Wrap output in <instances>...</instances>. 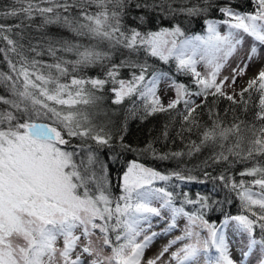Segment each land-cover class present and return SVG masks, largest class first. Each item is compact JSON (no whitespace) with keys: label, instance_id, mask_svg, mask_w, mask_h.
I'll use <instances>...</instances> for the list:
<instances>
[{"label":"snow or ice","instance_id":"6c2138e0","mask_svg":"<svg viewBox=\"0 0 264 264\" xmlns=\"http://www.w3.org/2000/svg\"><path fill=\"white\" fill-rule=\"evenodd\" d=\"M173 3L14 0L12 6L0 10V20L18 21L0 23V54L8 66L7 72L0 71V87L6 93L0 94V105L5 106L0 108V264H264V191L254 193L225 172L212 176L205 171V179L199 180L180 171L163 174L130 161L119 177V195H113L108 163L112 157L102 160L98 149L112 150L117 160L120 154L115 152L116 147L122 151L137 149L125 142L123 126L110 121L96 124L76 108L81 104L98 106L103 97L97 93L111 79L120 86L112 89L113 104L135 97L130 115H136V101L143 105L144 118L176 110L181 118L177 135L195 130L200 136L199 143L188 145L187 153H157L151 142L140 151H150L154 159L175 158L182 163L183 156L210 148L213 164L229 166L260 157L262 160L240 175L257 177L251 183L264 190V65L240 90L239 99L235 90L228 91L235 89L237 79L246 74L254 58H262L258 47L264 51V0H252L253 12L237 11L219 0H180L179 8ZM131 7L173 19L177 14L189 20L203 18L204 34L187 35L179 21L142 32L126 23ZM212 9L225 19H209L207 13ZM37 17L40 23L33 31ZM139 20L143 22L145 17ZM219 23L227 25L228 30L221 33ZM245 37L252 41L245 58L231 68V75H223L230 60L243 49ZM121 49L130 54L143 50L165 65L174 62L175 72L190 75L197 90L174 79L172 72L157 70L147 59L142 63L131 59L115 63L113 56ZM44 56L50 59H42ZM201 63L203 73L197 70ZM106 64L110 67L105 79L75 75ZM121 67L134 70L131 80H116ZM69 76L70 81L65 79ZM89 84L95 91L86 87ZM162 84H168L174 92V98L166 104L159 94ZM253 91L259 92V98L251 121L235 115L236 108L226 109L221 116L214 107L223 98L247 113ZM245 93H249L248 99ZM194 96L202 97L201 103H196ZM209 96L214 97L211 105ZM204 108L207 122L201 121L202 111H198ZM229 112L233 113L230 123ZM73 139L80 143L74 144ZM173 179L199 183L211 180L214 187L218 181L237 192L241 207L249 215L225 213L217 226L205 215L222 202L199 194L193 200L183 193L184 199L177 206L175 193L154 186L157 181L168 183ZM185 204L198 208L189 212ZM255 206L260 211H255ZM154 218L165 221L160 232L152 230ZM180 218L186 221L181 234L146 258V250L158 237L179 228ZM229 231L240 234L243 246L238 257L233 253ZM176 245L180 246L170 251Z\"/></svg>","mask_w":264,"mask_h":264},{"label":"trees","instance_id":"16d2710c","mask_svg":"<svg viewBox=\"0 0 264 264\" xmlns=\"http://www.w3.org/2000/svg\"><path fill=\"white\" fill-rule=\"evenodd\" d=\"M137 2V0H133V3ZM151 3V0H148ZM195 2V0H192ZM220 3H229L231 4L237 11L241 12H253L255 10V6L252 3V0H219ZM14 4V0H0V10L7 9L8 7ZM180 0H174L173 7L179 8L181 7ZM140 16H144L145 20L141 22L139 20ZM207 17L209 19L217 20L218 22L223 21L225 17H223L218 10L212 9L207 13ZM176 21H179L181 25L184 27L186 34L191 36L196 34H204V24L203 18L197 17L189 20L181 14H177L173 19L172 16L167 14H159L156 12H152L146 8H136L131 7L129 13L126 17V23L129 27H137L138 30L142 32L155 31L160 28H166L172 26ZM18 21L9 20H0V23L11 24ZM40 23L39 17H37L34 25L33 31L35 30V25ZM55 31L56 29H51ZM106 48V46H103ZM123 53V54H121ZM44 60H49L50 58L47 56L42 57ZM131 59L133 61L143 62L147 59L148 63L152 65L157 70H163L165 72H172L174 74V79L183 82L190 90L196 91V86L192 81L190 75H182L177 74L175 72V64L174 62L170 65L162 64L159 60L152 58L150 56H146L143 50L138 53H129L126 49H121L117 52L116 55L113 56V61L115 63H120L121 60ZM110 67V64H106L105 66H99L92 68H87L81 70L79 73L75 75H79L84 77L85 79L91 78H106V72ZM0 71L7 72L8 66L7 63L3 60V55L0 54ZM134 70L130 67H121L118 69V75L116 76V80H131L132 72ZM135 71H138L136 69ZM66 80L70 81L71 77H66ZM246 86V85H245ZM244 86V87H245ZM86 87L92 91L91 85H86ZM119 84L112 83L111 79L109 82L105 84L104 89L101 92H98L97 95L103 97V99L99 102L98 106L92 107L89 105H77L76 108L81 109L84 113H86L91 120L96 124H103L107 122L115 123L118 126H123L125 128V142L131 144L136 151H122L119 147L115 148V152L120 154V158L115 159V155L112 150L107 148L98 149L100 153L101 159H105V156L112 157L109 159L108 163L111 165V177H112V192L113 195H119V177L122 172L126 169L128 163L130 161H137L139 163L144 164L147 167H151L163 174H168L173 171H180L185 175H193L197 177L199 180L205 179L204 172L210 173L212 176H217L221 172H225L226 175L230 176L237 184L241 181L244 182L245 188L251 189L255 193L262 192V190L258 185H253L251 181H253L257 177L252 176H241L240 172L244 171L247 167H252L256 164L258 160H262V158L257 157L255 160H248L243 163H235L232 166H229L226 163L213 164L209 157L212 154V150L210 148H203L200 152H194V154L189 157L187 155L183 156L182 163L178 162L175 158L168 160H160L154 159L151 155V152H142L141 149H144L145 146L151 142L152 147L156 150L157 153H171L175 151H182L187 153L188 145L192 141H196L199 143L200 136L194 130L192 133L184 132L181 135H177L180 132V117L176 115V110H172L171 113H157L152 116H148L144 118L143 105L140 104L139 101H136V115H130V110L134 107L133 101L135 97L125 98L124 101L119 104H113L112 99H114V93L112 91L113 88H119ZM241 90V89H240ZM239 90V92H240ZM238 92V94H239ZM0 94H6L4 92L3 87H0ZM245 99H248L249 93H245ZM239 99V95L236 97ZM259 92L253 91L251 93V99L248 100V108L249 111L247 113L239 110V106L232 105L231 102L226 99L220 98L218 103L214 106L217 108L221 114L224 115L226 109L236 108L237 115L240 119H247L251 121L253 119L252 113L257 111ZM208 104L211 105L214 97L209 96ZM202 97L200 101L196 103H201ZM5 106L0 105V108ZM180 110H183V104L179 105ZM202 115L200 117L201 121H208L207 108L202 110ZM233 119V113L229 112L227 116V120L230 123ZM167 127L168 137L165 139L163 136V132L165 131V126ZM74 144H79V140L73 139ZM88 143L92 144L93 148H96L94 142L89 141ZM219 149H217L218 151ZM205 161H208L207 166L205 165ZM176 185H179L178 187ZM216 187L213 186V182L209 180L207 183H199V182H179L173 179L172 181L165 183L161 181H157L154 186L156 187H165L168 191L176 194L175 203L177 206L180 205V202L184 199L183 193H187L188 197L195 200L197 195L209 196L214 201H220L222 203L215 204L213 206L214 210L206 211L205 218L208 219L211 223L219 224L223 220V214H228L229 216L236 215H249L242 207L241 201L237 196L236 191H230L227 188H224L223 185L216 182ZM185 209L189 212L195 211L198 208V205L185 204ZM255 211H260L258 206H255ZM254 219V217H252ZM257 239L260 238V230L256 229ZM110 252V250H109ZM212 254V253H210Z\"/></svg>","mask_w":264,"mask_h":264},{"label":"rangeland","instance_id":"374dc122","mask_svg":"<svg viewBox=\"0 0 264 264\" xmlns=\"http://www.w3.org/2000/svg\"><path fill=\"white\" fill-rule=\"evenodd\" d=\"M218 30L221 31V33L226 32L228 30L227 25H225L224 23H219ZM251 43H252L251 39L245 37V44L243 45V49L232 60H230V62H229L230 67L226 68L223 71V75H225V76L231 75V68L235 67L236 64H238L241 61V59L245 58V53L247 52ZM258 51L260 52L262 58L261 59H255L254 58L253 62L248 67L246 74L237 79L235 89H233V88L228 89V91L230 93L233 92V90H235V92L238 95L239 90L242 89L247 84V81L250 78L256 76L258 71L261 69L262 65H264V51H262L259 47H258ZM197 70L202 72V73L204 72V66L202 63L197 65ZM159 94L162 96L165 104L170 99L174 98V92H173V90H171L169 88L168 84H162L161 85V91ZM192 99H194L196 102H198V101H200L201 97H195L194 96V97H192ZM167 215H168V213L165 212V216H167ZM185 223H186V221L183 218H180L178 220L179 228L174 230L170 235L158 237L154 241V243L146 250L145 257L146 258L153 257L169 240H172L177 235H180ZM164 227H165V221L164 220H162L160 218H154L153 219V228H152L153 231L160 232L161 229H163ZM205 235H206V233H205ZM228 235H229V239L231 241L233 253L235 256L238 257L239 253H240V249L243 246L241 239H240V234L238 232L229 231ZM179 246L180 245L174 246L170 251H175L176 248H178ZM165 259H167V254L165 256Z\"/></svg>","mask_w":264,"mask_h":264},{"label":"bare ground","instance_id":"6f19581e","mask_svg":"<svg viewBox=\"0 0 264 264\" xmlns=\"http://www.w3.org/2000/svg\"><path fill=\"white\" fill-rule=\"evenodd\" d=\"M204 32V31H203ZM196 34V33H195Z\"/></svg>","mask_w":264,"mask_h":264}]
</instances>
